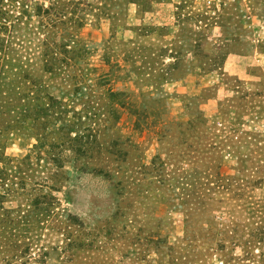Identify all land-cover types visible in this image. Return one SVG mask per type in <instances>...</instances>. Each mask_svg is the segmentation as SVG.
Segmentation results:
<instances>
[{
    "label": "rangeland",
    "instance_id": "obj_1",
    "mask_svg": "<svg viewBox=\"0 0 264 264\" xmlns=\"http://www.w3.org/2000/svg\"><path fill=\"white\" fill-rule=\"evenodd\" d=\"M0 264H264V0H0Z\"/></svg>",
    "mask_w": 264,
    "mask_h": 264
}]
</instances>
